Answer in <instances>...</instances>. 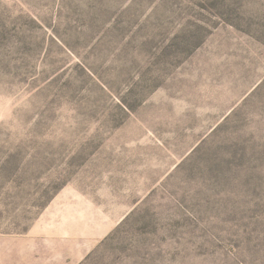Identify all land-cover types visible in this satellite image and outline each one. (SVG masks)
<instances>
[{
    "label": "rangeland",
    "instance_id": "374dc122",
    "mask_svg": "<svg viewBox=\"0 0 264 264\" xmlns=\"http://www.w3.org/2000/svg\"><path fill=\"white\" fill-rule=\"evenodd\" d=\"M33 237L264 264V0H0V264Z\"/></svg>",
    "mask_w": 264,
    "mask_h": 264
},
{
    "label": "crops",
    "instance_id": "0c3cea01",
    "mask_svg": "<svg viewBox=\"0 0 264 264\" xmlns=\"http://www.w3.org/2000/svg\"><path fill=\"white\" fill-rule=\"evenodd\" d=\"M51 242L48 245L41 244L36 237L30 240L21 239L17 241V246L12 249L15 253H39L41 251L51 252L53 255L47 259L44 264H67L68 258L75 252V248H64L63 243H57L55 238H50ZM65 249L68 251L69 256H65ZM11 251V252H12ZM75 254V253H74Z\"/></svg>",
    "mask_w": 264,
    "mask_h": 264
}]
</instances>
